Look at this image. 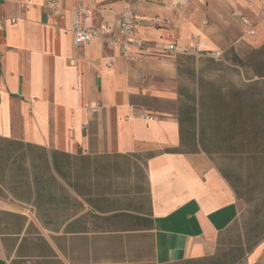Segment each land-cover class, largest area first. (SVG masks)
<instances>
[{"label": "crops", "instance_id": "1", "mask_svg": "<svg viewBox=\"0 0 264 264\" xmlns=\"http://www.w3.org/2000/svg\"><path fill=\"white\" fill-rule=\"evenodd\" d=\"M0 264H264V0H0Z\"/></svg>", "mask_w": 264, "mask_h": 264}, {"label": "built area", "instance_id": "2", "mask_svg": "<svg viewBox=\"0 0 264 264\" xmlns=\"http://www.w3.org/2000/svg\"><path fill=\"white\" fill-rule=\"evenodd\" d=\"M151 1V0H146ZM25 4H22L24 6ZM48 8L55 10L56 3L51 1L47 3ZM88 11L81 6L76 7L74 22L71 26L73 35V43L77 47L85 46L92 43L98 38V31L88 26ZM133 13L129 8H125L118 19V33L106 39V44L111 49H118L119 53L127 56L132 50H143L145 48L144 41L134 33ZM14 22V21H12ZM242 24L249 27L248 33L253 34V29L246 19H242Z\"/></svg>", "mask_w": 264, "mask_h": 264}]
</instances>
